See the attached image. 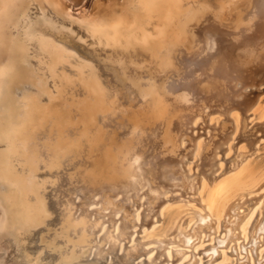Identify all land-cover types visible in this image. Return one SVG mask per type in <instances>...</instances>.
Wrapping results in <instances>:
<instances>
[{"label": "rangeland", "instance_id": "374dc122", "mask_svg": "<svg viewBox=\"0 0 264 264\" xmlns=\"http://www.w3.org/2000/svg\"><path fill=\"white\" fill-rule=\"evenodd\" d=\"M170 1L174 3L173 5H181L184 11L191 10L190 12L195 13L199 11L204 20H208L212 15L227 22L232 18L231 24H226L227 22L223 24V28L230 31L253 24L246 18L237 21L234 16L235 13H243L245 16L248 11L247 0ZM158 5L160 4L154 3L144 7L138 0H0V66H5L8 63L7 59L11 57L9 61L14 62L16 72L21 74L19 77L14 72L11 78L8 77L10 80L6 76L8 82L10 81L8 88L0 92V155L5 156L8 151L3 129L9 124L18 123L25 113L26 102L38 96L35 100L39 99L40 106L36 107L38 111L35 108L33 110L42 117L38 119L39 122L36 120L31 125V129L35 131L32 145L35 147L37 145L42 156L34 177L40 185L39 194L40 200L44 203L45 215L42 222L33 225L20 219L17 188L6 179L0 178V264H190L194 253L198 260L201 258L200 263L196 264H213V261L214 264H232L234 260L233 264H241L246 260L244 253L240 254L243 257L240 258V255L235 256L234 251L239 241L241 245L246 242L248 245L250 238L247 240L241 238L233 242L230 247L219 249L221 253L225 251L229 255V260H224L222 254L213 260L212 255L207 256L204 253L212 244L217 245L220 235L226 238L222 228L212 236L214 241L209 240L207 232H203L202 243L197 249L186 248L189 251V258L182 262L180 260L174 263L176 257L173 255L167 261L165 256L161 257L157 253L156 248L152 252L149 251V248L157 246L160 240L165 241L169 247L176 246L169 239L175 238L173 234L164 236L166 228L175 220L180 224L190 220L194 209L214 210L216 204L222 199H226L227 205L231 207L241 206L239 211L242 213H246L252 203L258 200L264 205V177L259 179L255 177V173L264 167V79L260 78L264 73H257L255 79L249 83L242 80L240 72L229 73L228 82L223 84L220 90L212 91L209 80L212 73L217 72L221 67L220 59H224L223 48L220 47L214 55V65L205 69L206 74H201L202 69L199 71L197 69L190 80L182 83V73H176L180 67L178 66L180 61L171 60L164 64L160 54L164 45L158 47L155 42L168 38L176 39L178 49L175 50V54L178 55L186 49L188 44L187 37L184 35L187 31L185 32V28L175 32L173 29L169 30L165 22L170 18L167 19L166 16L171 15L176 6ZM200 9L204 10L200 11ZM187 15L188 13L185 17ZM263 19L264 16L260 17V20ZM118 21L121 25L117 31L116 43L113 45V42H110L114 38L111 32L112 26ZM257 38L264 47L261 37ZM41 39L50 41V47L62 55L60 63L54 65L57 71L53 73L46 64L49 58L45 51H42ZM128 40L140 46L145 45L144 49L132 43L128 44ZM133 45L135 47H130ZM255 46L256 44L251 43L240 47L236 53V60L252 56L253 63L258 62L261 68L264 67V57L258 58L260 53ZM155 47L159 50L154 52ZM15 51L22 54L16 57ZM12 52L14 53L10 55ZM187 56L182 55L185 61L192 60L190 56ZM125 68L128 69L125 71ZM94 76L101 82L103 95L97 88L88 85L87 79ZM84 80H86V86L88 85L87 88ZM60 84L64 88H61ZM154 86L161 89L157 91L161 94V100L154 103L161 107L160 112L154 111L153 114L156 121L160 120V123H153L154 120L152 121L146 112L147 104L150 102L148 93ZM171 88L177 91L174 94H165ZM66 90H69L68 93ZM94 94L100 96V99L102 97V102ZM214 96H216L215 99ZM247 99H250L248 104L237 105L238 101ZM41 105H43L42 108ZM84 106H89L86 114ZM172 108L175 109L174 112ZM89 112H92L90 117L87 115ZM166 117L171 121L165 125L163 120ZM85 127L89 132L87 135L83 133ZM164 127L166 131L171 130L169 148L173 149L175 155H166L161 167V175L168 179V184L157 185L150 176L145 179L136 174L139 167L146 165L150 167L152 162L160 161L156 156L158 146L152 143L146 146L142 154H127L119 158L121 162L134 168L126 173L124 184L118 187L102 185V191L95 192L105 182L104 176L109 170L103 168L105 167L103 161L112 160L113 155L117 153L114 150L124 146L123 141L129 135V130L137 128L148 138L159 139L165 134ZM68 134L75 141L76 146L74 145L69 153H65L66 155L61 154L60 157L52 160L47 149L43 147ZM91 140L95 146H92ZM101 155L105 157V160ZM43 158H45L44 163ZM5 159V157L1 159L2 163ZM177 159L191 178L201 179L202 184L198 192L194 193V188L191 186L185 190L186 187L181 185H172L173 181L176 183L181 181L180 173H177L176 168ZM12 161L15 162L14 165L16 164L19 174L28 173L29 168L24 159L15 156L12 157ZM113 165L114 162L111 163V166ZM101 169L102 174L99 171ZM0 173L2 174V169ZM65 181L69 184L66 185L68 182L65 183ZM217 182H222V185L215 189ZM61 184L63 193L60 192ZM13 191H16V194ZM229 193L231 195L228 196ZM109 194L112 196L104 201ZM63 200L66 202L64 201V205H61ZM89 200L96 201L89 203ZM109 200L120 204L123 209L114 212L110 208H104L108 207ZM12 207L14 208L11 209ZM67 207H71L70 212ZM15 208L19 209V213ZM13 210L17 214L13 213ZM61 210L65 212L63 213L69 220L64 218ZM87 212L88 215H86ZM126 212H130L133 218H125ZM12 215L17 216L18 220ZM256 216L259 218L260 215L256 213L253 223L257 220ZM99 218L101 221L98 220ZM85 219L87 223L90 222L86 223L88 226L83 225L86 222ZM133 219H136V225ZM76 221H82L83 226ZM93 224H97L98 227ZM125 225L130 233L125 239H120V232ZM90 229H93L92 232L89 231ZM84 231L86 233L82 234ZM71 234H76V238L74 235L70 236ZM112 235L116 236L117 240ZM84 239L86 242L83 243ZM262 240L261 247L264 249V235ZM114 243L117 244L113 248ZM143 249L146 251L144 252ZM152 255L153 260L150 259ZM157 256L160 257L157 258ZM262 258L261 264H264V257ZM252 264H257L256 259Z\"/></svg>", "mask_w": 264, "mask_h": 264}, {"label": "bare ground", "instance_id": "6f19581e", "mask_svg": "<svg viewBox=\"0 0 264 264\" xmlns=\"http://www.w3.org/2000/svg\"><path fill=\"white\" fill-rule=\"evenodd\" d=\"M139 4L146 7L147 5L150 4H160L158 6H163V7H174L175 9H171L172 10V14L169 16H166L167 19H169L168 21L165 22V25H167L169 30H172L175 32L176 30L181 31L182 29L185 28V32L184 35L187 37V46L185 50H182L181 53H179L178 55L175 54V50L178 49V45H176L177 41L174 38H168V39H163L158 41L157 43L155 42V44L159 47L164 45V47L160 50L164 60V64L171 61V60H175V61H180L178 63L179 69L176 70L178 72L176 73H182L183 78L181 79L182 83H185L187 80H190V78L193 76L194 72L199 71V69H202L201 74H206V70L209 67H212L214 65V55L216 52H218L219 48L222 47L223 48V53L222 56L224 57V59H220V65L221 67L219 68V70L217 72L212 73L211 78H210V88L211 90H220L223 86V84L227 83V77L229 75V73H234V72H240L242 74V80L245 83H249L251 82L253 79H255V75L257 73H264V67L261 68L260 63L258 62H254L253 63V58H251L252 56H247V57H243L242 59L236 60V53L238 51V49L240 47L245 46L246 44H256L255 48L257 49V52L260 53L259 57H264V47L262 46L261 41H258L257 37H261V39L264 41V19L260 20V17L264 16V0H247L246 3L248 4V11L245 13V16L242 14H237L235 13V17L237 18V21L242 20V19H247L249 22H253V24L249 25L248 27H241L239 30H227L223 28V24L224 22L227 21H221V19L219 20V18L215 15H212L211 17H209L208 20H204V17L201 13H199V11H197V13L195 12H190L191 10H183L181 5H173L174 3H171L170 0H138ZM245 3V4H246ZM157 7V6H156ZM243 7V6H242ZM159 9V8H158ZM166 9V8H165ZM170 10V9H169ZM204 9H200V11H203ZM167 11V9H166ZM207 12V11H205ZM186 13H188L187 17H185ZM5 14V12H4ZM193 14V15H191ZM249 15V16H248ZM208 16V15H207ZM213 17V18H212ZM5 18V16H4ZM232 18H230L231 20ZM28 20V19H27ZM229 22H227L226 24H231ZM30 21V20H29ZM121 25V22L118 21L116 22L113 26H112V33L114 34V38L112 40H110V42H113V45L115 42V39H117V31L119 30V27ZM189 26V30H188V26ZM232 25H236V24H232ZM190 27H195L194 29H190ZM22 31V30H20ZM30 31V29L28 30ZM32 32V31H31ZM188 32H190L188 34ZM11 33V32H10ZM21 33V32H19ZM30 33V32H29ZM18 34V33H17ZM34 34V33H33ZM23 37V34H21ZM32 35V34H31ZM18 36V35H17ZM35 36V35H34ZM21 37V36H20ZM20 37H18L20 39ZM21 37V38H22ZM26 37V36H25ZM36 37V36H35ZM41 37V36H40ZM45 37V36H44ZM24 38V37H23ZM32 38V37H31ZM27 40V38H25ZM48 39V38H47ZM16 40V39H15ZM19 41V40H18ZM31 41V40H29ZM38 41V40H35ZM20 42V41H19ZM23 42L24 39H23ZM22 42V43H23ZM41 49L42 51H45V53L47 54L46 56H48V60L47 63L49 70L53 73L54 71H57V67H55L54 65L56 63H60L61 61V57L62 55L55 49H53L52 47H50V44L48 40H44L41 39ZM26 43V42H25ZM23 43V44H25ZM29 43V42H28ZM32 43V42H31ZM39 43V42H37ZM127 43H132L134 45H138L139 44L133 42L132 40H128ZM54 44V43H53ZM52 44V45H53ZM127 44V45H128ZM131 44V45H132ZM154 44V43H153ZM152 44V45H153ZM167 44V46H165ZM27 45V44H26ZM30 45V44H29ZM35 45V44H34ZM130 46V47H135V46ZM129 46V45H128ZM145 46V45H144ZM144 46L141 44L140 48L144 49ZM39 47V46H37ZM118 47V46H117ZM129 47V48H130ZM151 47V46H150ZM153 47V46H152ZM102 48V46H101ZM124 48V47H123ZM39 49V48H38ZM128 49V47L126 48ZM135 49V48H133ZM159 50V48L154 49V52L156 50ZM17 50V49H15ZM132 50V49H131ZM19 51V50H17ZM41 52V51H40ZM14 52L10 53V55H12ZM17 52L15 51V54ZM21 53V52H20ZM19 52L16 54V57H18L17 55L20 54ZM152 54V52H150ZM14 54V55H15ZM22 54V53H21ZM44 54V53H43ZM13 55V56H14ZM157 55V54H156ZM182 55H188L187 57H191L192 60L190 59L189 61H185L182 57ZM14 56V58H16ZM105 57V56H104ZM13 58V59H14ZM9 59H11V57H9ZM9 59H7L8 62L5 66H0V92H3L4 90H6L8 88V80H10L8 77H12L13 73L16 72V68L14 66V62H10ZM12 59V60H13ZM225 60V61H224ZM18 61V60H17ZM49 61V63H48ZM226 62V63H225ZM15 63H17L15 61ZM41 63V62H40ZM174 63V61H173ZM66 64V63H65ZM3 65V64H2ZM16 65V64H15ZM64 65V64H63ZM87 65V64H86ZM121 65V64H120ZM128 65V64H127ZM174 65V64H173ZM172 65V66H173ZM17 66V65H16ZM40 66V65H39ZM45 66V65H44ZM90 66V65H89ZM124 66V64H123ZM130 66V64H129ZM87 67V66H86ZM93 67V66H92ZM18 68V66H17ZM41 68V67H40ZM43 69V68H42ZM45 69V68H44ZM128 69V68H127ZM125 68V71L127 70ZM135 69V68H133ZM46 70L47 67H46ZM124 70V69H123ZM91 71V70H90ZM93 71V70H92ZM95 71V70H94ZM133 71V70H132ZM131 71V72H132ZM137 71V70H136ZM18 72V71H17ZM16 75L19 76L20 73H17ZM49 72V71H47ZM79 72V71H78ZM134 72V71H133ZM159 72V71H158ZM81 73V72H80ZM128 73V72H127ZM157 73V72H156ZM133 74V73H132ZM21 75V74H20ZM98 75V74H97ZM135 75V74H134ZM6 76L8 78V80L6 79ZM80 76V74H79ZM81 76H83L81 74ZM93 76V75H90ZM215 76V77H214ZM20 77V76H19ZM18 77V78H19ZM88 77V76H87ZM97 78V77H96ZM95 76L87 79L88 81V85L92 86L93 88H97V90L103 95V91H102V86H101V82L98 81V79H96ZM156 78H157V74H156ZM261 79H264V74H261L260 76ZM16 79V78H15ZM58 80V79H57ZM13 82V81H12ZM56 82V81H55ZM83 83V80H82ZM86 80H84V85L86 86ZM58 84V82H57ZM63 84V83H62ZM61 85V88H64ZM108 84V83H107ZM59 85V86H60ZM88 85L86 86V88L88 87ZM109 85V84H108ZM107 85V86H108ZM152 85H154V83L152 82ZM156 85V84H155ZM11 86V85H10ZM56 86V85H55ZM58 86V85H57ZM106 86V85H105ZM106 86V87H107ZM67 87V86H66ZM79 87V86H78ZM112 87H114L112 85ZM149 87V85L147 86ZM111 88V87H110ZM114 90V88L112 89V91ZM161 90L158 86H154L153 90L149 91V95L148 98L150 100L149 104H147V108H146V112H148L150 119L154 122L153 123H160V120L156 121L155 119V115L154 111L156 112H160V106L159 105H154V103L157 100H161V94H159L157 91ZM67 93L69 90H66ZM111 91V90H109ZM177 90L174 88H171L169 91H166L165 94H169V93H175ZM188 92H191L192 90H187ZM65 93V90L63 91ZM105 92V91H104ZM107 92V91H106ZM118 92V91H117ZM121 92V91H119ZM93 93V91H92ZM35 94V93H34ZM109 94V92H108ZM38 95V94H36ZM66 94H64L65 96ZM105 95V94H104ZM115 95V93H114ZM113 95V97H115ZM120 95V94H119ZM33 96V94L31 95ZM67 96V95H66ZM95 96V94H94ZM29 97V96H28ZM27 97V98H28ZM38 97V96H37ZM36 96L34 97V99L28 100L26 102V108H25V113L22 117V119L20 118V121L16 124H9L6 128L5 125L3 129L4 130V134L3 132H1L3 135H5L4 138H6V141L8 143V151L7 154L4 155H0V161L2 158H6L4 160V162L2 163V174L0 173V178H4L7 181H9V183L11 182L12 184H14V186H16L17 188V192H18V200H19V208H20V212H21V216L18 215V217L20 219H22L25 223L27 224H37L43 221V219L45 218L44 215V203L40 200V194H39V188L40 185H38L35 177H34V172L37 168V164L42 160V156L38 150V147L36 145L33 146L32 145V138L34 132L32 131V127L31 125L33 123H35V121L42 117L40 116V114L38 115L36 111H38L36 109V107H39L40 103H38V100H35V98H37ZM95 97H98L97 95ZM31 98V97H30ZM117 98H118V93H117ZM214 99L216 98V96L213 97ZM25 99V98H24ZM23 99V100H24ZM98 99H100V96L98 97ZM27 100V99H26ZM97 100V99H96ZM82 101V100H81ZM83 102V101H82ZM80 102V103H82ZM97 102V101H96ZM100 102H102V97L100 99ZM250 102V99L247 100H242V101H238L237 105H246ZM79 103V102H78ZM84 103V102H83ZM98 103V102H97ZM96 103V105H97ZM101 104V103H99ZM98 104V105H99ZM120 104V102H119ZM95 105V104H94ZM260 105V104H259ZM43 105H41L42 108ZM262 106V105H261ZM80 107V106H79ZM85 107V106H84ZM259 107V106H258ZM257 107V108H258ZM35 108V110H33ZM89 106H86L84 108L85 110V114H86V110H88ZM264 109V108H263ZM173 112H174V108H172ZM256 110V109H255ZM43 111V110H42ZM41 111V113H42ZM93 111V110H90ZM94 112V111H93ZM255 112V111H254ZM44 113V111H43ZM258 113V112H257ZM49 114V113H48ZM92 114V112L87 113L88 117H90ZM38 115V116H37ZM43 115V114H42ZM47 118V117H46ZM92 118V117H91ZM90 118V120H91ZM42 119V118H41ZM45 121V120H44ZM47 121V120H46ZM171 120L168 119V117H166L163 122L166 125L168 122H170ZM39 122V121H38ZM43 123V122H42ZM41 123V124H42ZM55 124V122H54ZM43 125V124H42ZM67 126V125H66ZM167 127V126H165ZM164 127V129H165ZM1 128V127H0ZM42 128V127H41ZM51 130V128H50ZM53 130V129H52ZM93 130V129H92ZM1 131V130H0ZM165 134L162 138L157 139L156 138H152V137H147L146 134H144L143 131H139L137 128H135L134 130H129V135H127L123 141V147H120L119 150H114L117 151V153H115L113 155V159L112 160H105V157L103 155V162L105 167L103 168H108L109 170L106 172V175L104 176V183H102L100 185V187H98L97 190H95L96 193L102 191L101 186L106 185L109 187H118L122 184H124L125 182V175L126 173H128L130 170H134V168H132L131 166H128V164H124L123 162H121V160L119 159L120 157H123L124 155L127 154H142L145 150H146V146H148L149 144L155 143L158 148L156 150V156L158 157V159L160 161L157 162H152V164L150 165V167L148 165L146 166H141L138 168V170H136V174H138L139 176H141L142 178L147 179L149 176L154 179L157 182V185L161 184H168L167 183V178L162 177L161 175V167L163 163V159L166 158V155H174L173 154V149L169 148L170 141H169V133H170V129H168L166 131V129L164 130ZM71 132V131H70ZM83 132V131H82ZM97 132V131H96ZM102 132V131H101ZM100 132V133H101ZM127 132V130H126ZM124 132V133H126ZM127 132V133H128ZM52 133V132H50ZM54 133V132H53ZM84 134H88L89 132L87 131V127H85L84 129ZM98 133V132H97ZM91 135V134H90ZM94 135V133H93ZM98 135V134H97ZM56 135H54L55 137ZM72 136V135H71ZM85 135H83L84 137ZM95 136V135H94ZM100 136V135H98ZM97 136V138H99ZM2 137V136H1ZM83 137L81 139H83ZM87 138V137H85ZM91 138V137H90ZM97 138H93V139H97ZM1 140V139H0ZM3 140V139H2ZM52 140V139H51ZM76 140V138H75ZM94 140V141H95ZM123 140V139H122ZM82 141V140H81ZM89 141V138H88ZM92 143V140L91 142ZM39 144V143H37ZM41 144V143H40ZM75 141L69 136V134L64 137V138H57V141L52 142L50 144H47L46 146H44L43 144V149H47V151L49 152V154L51 155V159L53 160L54 158L60 157L61 154H65V153H69L72 150V147L75 145ZM82 144H85V142ZM93 144V143H92ZM91 144V145H92ZM110 144V143H109ZM86 145V144H85ZM108 145V144H107ZM39 146V145H38ZM42 146V144H41ZM40 146V147H41ZM76 146V145H75ZM89 146V145H88ZM92 146H95V144H93ZM101 146V145H100ZM106 146V145H105ZM104 146V147H105ZM113 146V145H112ZM78 147V145H77ZM87 147V146H86ZM90 147V146H89ZM88 147V148H89ZM103 147V145H102ZM112 148V147H111ZM78 150V149H77ZM76 150V151H77ZM81 151V149H79ZM78 150V151H79ZM6 151V149H5ZM42 151V148H41ZM168 151L169 153H164ZM44 152V151H43ZM106 152V151H105ZM107 153V152H106ZM111 153V151H110ZM46 154V152L44 153ZM82 154V152H81ZM112 154V153H111ZM109 154V155H111ZM60 155V156H59ZM66 155V154H65ZM72 155V154H71ZM108 155V156H109ZM1 156H4L1 158ZM21 157L22 159H24L28 165L29 171L26 174H19L16 170V167L14 165L15 162L12 161V157ZM45 156V155H44ZM77 156V155H76ZM99 156V155H98ZM100 156V157H101ZM112 156V155H111ZM162 156V157H161ZM175 156V155H174ZM47 158L49 156H46ZM66 157V156H65ZM69 157V156H68ZM80 157V156H79ZM97 157V156H95ZM161 157V158H160ZM64 158V157H63ZM75 158V157H74ZM109 158V157H108ZM44 159L43 158V163H44ZM62 159V158H61ZM68 159V158H67ZM72 159V158H71ZM77 159V158H76ZM84 159V158H83ZM87 159V157H86ZM97 159V158H96ZM95 159V160H96ZM100 159V158H99ZM170 159V158H169ZM19 160V159H18ZM59 160V159H57ZM66 160V159H65ZM73 160V159H72ZM101 160V159H100ZM173 160V159H172ZM15 161V159H14ZM71 161V160H70ZM79 161V160H78ZM87 161V160H86ZM102 161V160H101ZM111 161V162H110ZM169 161V160H167ZM22 162V161H21ZM60 162V161H59ZM65 162V161H64ZM72 162V161H71ZM68 162V163H71ZM82 162V161H81ZM100 162V161H99ZM114 162V165L111 166V163ZM18 163V162H16ZM23 163V162H22ZM24 163V164H25ZM63 163V162H62ZM75 162H73L74 164ZM166 163V162H165ZM173 163V162H172ZM250 163V162H249ZM19 164V163H18ZM23 164V165H24ZM99 164V163H98ZM169 164V162H168ZM174 164V163H173ZM21 165V164H20ZM77 166V163L75 164ZM74 165V166H75ZM82 165V164H81ZM171 165V163H170ZM67 166V165H66ZM70 166V165H69ZM92 166V165H91ZM90 166V167H91ZM96 166V165H95ZM165 165H163L164 167ZM24 167V166H23ZM93 168V166H92ZM99 168V167H98ZM97 168V169H98ZM176 168H177V173H180V178L181 181L180 183H176V181H173V184H177V185H181L183 187H186L185 190H187V187L191 186L194 188V193L198 192L202 181L201 179L198 177H190V174L187 172V170H184L183 165L180 164V161L177 159L176 161ZM0 169V172H1ZM77 169V167H76ZM80 168H78L79 170ZM88 169V168H87ZM90 169V168H89ZM164 169V168H163ZM167 169V168H166ZM28 170V169H27ZM248 170V169H247ZM74 171V169H73ZM91 171V170H90ZM95 171V170H94ZM100 173L102 174V169L99 170ZM163 171V170H162ZM165 171V170H164ZM93 172V171H92ZM97 172V171H96ZM105 172V171H104ZM80 173V172H79ZM82 173V172H81ZM94 173V172H93ZM112 173V174H111ZM165 173V172H164ZM245 173V172H244ZM252 173V172H251ZM250 173V176H252V174ZM77 174V173H76ZM90 174V172H89ZM104 174V173H103ZM249 174V173H248ZM93 175V174H92ZM96 175V173H95ZM249 176V175H248ZM88 177V175H87ZM92 177V176H91ZM94 177V176H93ZM99 177V176H98ZM255 177L257 179L264 177V167L262 169H260L259 171H257L255 173ZM1 178V179H2ZM67 178V177H66ZM64 179V178H63ZM93 179V178H92ZM91 179V180H92ZM97 179V177H96ZM171 179V178H170ZM169 179V180H170ZM197 179V180H196ZM99 180V179H98ZM97 180V181H98ZM102 179H100L101 181ZM4 181V180H3ZM70 181V180H69ZM196 181H198L196 183ZM68 181H65V183ZM69 184L66 183V185ZM85 184V183H84ZM198 184V186H197ZM206 184V183H205ZM65 185V184H64ZM222 185V182H217L215 184V189L220 188ZM205 186V185H204ZM182 187V188H183ZM15 188V187H14ZM205 188V187H204ZM60 192L63 190L62 189V184L60 186ZM93 189V188H92ZM192 189V188H191ZM203 190V189H202ZM206 190V189H205ZM231 190V189H230ZM204 191V190H203ZM14 193L16 191H13ZM107 192H111L112 191H107ZM189 192V191H188ZM192 192V191H190ZM209 192V191H208ZM4 193V192H3ZM63 193V191L61 192ZM105 194H107L106 192H104ZM204 193V192H203ZM16 194V193H15ZM14 194V195H15ZM193 194V193H192ZM224 194V192H223ZM195 195V194H194ZM203 195V194H202ZM209 195V194H208ZM231 195L230 193L228 194V196ZM112 196L111 194H109L108 197H105L104 201H107L109 199V197ZM226 196V195H225ZM205 198V196H203ZM112 198V197H111ZM207 198V197H206ZM59 199V198H58ZM127 199V198H126ZM45 200V199H44ZM43 200V201H44ZM114 200V199H113ZM128 200V199H127ZM12 201V200H11ZM16 201V200H15ZM65 200L62 201L61 205H64ZM96 201V200H95ZM95 201H91V202H95ZM117 201V200H116ZM126 201V200H125ZM205 201V200H204ZM89 200V203H91ZM124 203V202H123ZM122 203V205H123ZM209 203V202H208ZM13 204V203H12ZM57 204V203H56ZM59 204V202H58ZM68 204V203H67ZM65 204V205H67ZM126 204H128V202H126ZM207 204V203H206ZM227 200L226 199H222L220 200L216 205V208L213 209H205V210H201V209H194L193 210V216L190 218V220H186V222H184L183 224H180L178 221H173L172 223H170L169 226H167L166 231L164 236L166 235H171L173 234L175 238H169L172 242H174V244H176V246L174 247H169L168 244L165 243V241L160 240L159 244L155 247L149 248V251L151 250L154 251L155 248L158 249V254L162 257L165 256L166 260H170L172 258V255L176 257V261L178 262L181 260H187L189 258L188 252L186 250V248H193V249H197L198 245L202 243V233L207 232L208 233V238L209 240H213V235L217 234L219 232V229L222 228L221 230H224V232L226 233V238H223L220 235V238L218 239L217 245L212 244V246L206 250L204 253L207 256H213L214 259H217V256L222 254V258L224 260H229V255L225 252V251H221L219 250L220 248H224V247H230L232 245L233 242L241 240V238H244L245 240L249 239V244L247 245L246 243H243L242 245L238 242V244H236V248H235V256L240 255L242 253H244L245 255V261H243V263H250L252 264L253 260L256 259L257 264H261L262 263V257H264V249H262L261 244L263 242L262 240V236L264 235V205L263 202H253L250 209L246 212V213H242L240 212V208L241 206H232L231 205H227ZM14 205V204H13ZM16 205V204H15ZM211 205V204H210ZM12 206V205H11ZM60 206V205H59ZM209 206V205H207ZM15 207V206H14ZM14 207H12L11 209H13ZM65 207V206H63ZM212 207V206H211ZM68 208V207H67ZM71 208V207H70ZM70 208H68L69 212L71 211ZM104 208H110L111 210H113L114 212H119L120 210L123 209V206H121L120 204L109 200V205L108 207H104ZM16 209V208H15ZM18 209V208H17ZM16 209V210H17ZM58 209V208H57ZM62 209V206H61ZM15 210V211H16ZM64 210V208H63ZM65 211H67L65 209ZM62 212V210L60 211ZM64 212V211H63ZM62 215L65 216V212ZM162 212V211H161ZM13 213L14 212L13 210ZM18 213H19V209H18ZM68 213V212H67ZM72 213V212H71ZM127 213V212H126ZM256 213H258L259 218H257L256 216V221L255 223H253L254 217L256 215ZM15 214V215H16ZM61 214V213H60ZM70 216V213H68ZM90 214V213H89ZM84 215V213H83ZM82 215V216H83ZM86 215H88V212L86 213ZM91 215V214H90ZM98 215V214H97ZM104 215V214H103ZM14 216V215H12ZM63 216V217H64ZM15 218H17V216H14ZM84 217V216H83ZM82 217V218H83ZM133 218L132 214L130 212H128L125 215V218ZM64 218H67L69 220V218L67 216H65ZM87 218V217H86ZM84 219V218H83ZM18 220V218H17ZM16 220V221H17ZM80 220V219H79ZM82 220V219H81ZM88 220V219H87ZM99 221L100 218L98 219ZM136 219H133V223L134 225L137 224V222L135 221ZM64 221V219H63ZM86 221V219H85ZM14 222V221H13ZM20 222V221H19ZM66 223L68 222L67 220L65 221ZM79 221H76V223H78ZM84 222V221H83ZM65 223V224H66ZM84 222L83 225L85 224V226H88L87 223ZM105 223V221L103 222ZM64 225V223H62ZM68 224V223H67ZM67 224L65 227H67ZM79 224H82V221L79 222ZM77 224L79 227L80 225ZM21 225V224H20ZM24 225V224H23ZM76 225V226H77ZM81 225V226H83ZM93 225H97V224H93ZM93 225L91 227H93ZM101 225V224H100ZM222 225V227H221ZM6 223H5V227H6ZM28 226V225H27ZM36 226V225H35ZM38 226V225H37ZM77 226V227H78ZM84 226V228H86ZM24 227V226H23ZM32 227V226H31ZM69 227V225H68ZM98 227V225H97ZM189 227V229H187ZM68 229V228H67ZM93 229H90L89 231L92 232ZM223 232V231H222ZM221 232V233H222ZM64 233H66V231L64 230ZM86 232L84 231L85 234ZM129 231L128 228L126 227V225L124 226V228L121 230L120 232V239H125L128 235H129ZM224 234V233H223ZM74 235V237L76 236V234H71L70 236ZM78 235V234H77ZM80 236V234L78 235ZM113 238H115L116 236L112 235ZM111 236V238H112ZM84 237V236H82ZM89 237V236H88ZM222 237V238H221ZM67 238V237H66ZM64 238V239H66ZM76 238V237H75ZM87 237H85L86 239ZM109 238V237H108ZM107 238V239H108ZM68 239L71 240V238L68 237ZM83 239V238H82ZM84 239V240H85ZM110 239V238H109ZM116 239V238H115ZM114 239V240H115ZM74 240V239H73ZM73 240L71 242H73ZM83 243L86 242V240ZM117 240V239H116ZM113 241V240H112ZM206 241V240H205ZM214 241V240H213ZM244 241V240H243ZM70 242V243H71ZM109 243H111L110 241H108ZM116 242V241H114ZM171 242V243H172ZM209 242V241H208ZM214 243V242H213ZM216 243V242H215ZM242 243V242H241ZM79 244V243H77ZM112 244V243H111ZM117 243L113 244V248L116 246ZM207 243H205L206 245ZM241 245V246H240ZM234 246V245H233ZM264 246V244H263ZM202 248V247H201ZM261 248V249H260ZM100 249V248H99ZM225 249V248H224ZM148 250V249H147ZM205 250V249H204ZM140 251V250H139ZM143 251L145 252L146 250L143 249ZM201 251V250H200ZM199 251V252H200ZM97 252V251H96ZM132 252V251H131ZM192 252V251H191ZM190 252V253H191ZM101 253V251H100ZM130 253V252H129ZM201 253V252H200ZM230 253V252H229ZM232 253V252H231ZM263 254V256H262ZM194 258L192 260V262L190 264H196L197 262L200 263L199 260H201V258L196 257V253L193 254ZM243 255V254H242ZM242 255H240V258H243ZM101 256V255H99ZM160 256H157L160 257ZM262 256V257H261ZM192 258V257H191ZM239 258V257H238ZM239 258V259H240ZM262 258V259H261ZM150 259H154V256L152 255L150 257ZM206 259V258H205ZM157 260V259H156ZM174 260V259H173ZM207 260V259H206ZM221 260V258H220ZM219 260V261H220ZM223 260V261H224ZM159 261V260H158ZM162 261V260H161ZM164 261V260H163ZM218 261V262H219ZM221 261V262H223ZM235 261V260H234ZM234 261L232 262V264L234 263ZM237 261V260H236ZM188 262V261H187ZM180 263V262H179ZM215 262L213 261V264ZM247 263V264H248ZM264 263V262H263ZM154 264V263H151ZM162 264V263H160ZM176 264V263H175ZM206 264V263H204ZM230 264V263H228ZM237 264V263H236Z\"/></svg>", "mask_w": 264, "mask_h": 264}]
</instances>
